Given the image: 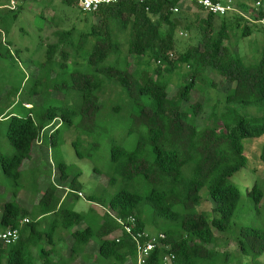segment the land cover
Instances as JSON below:
<instances>
[{
	"label": "trees",
	"instance_id": "1",
	"mask_svg": "<svg viewBox=\"0 0 264 264\" xmlns=\"http://www.w3.org/2000/svg\"><path fill=\"white\" fill-rule=\"evenodd\" d=\"M12 1L0 5L3 59L15 58L6 36L21 9L14 10ZM62 2L83 14L84 26L55 31L56 41L47 44L44 61L35 65L30 98L11 103L21 89L10 87L0 99L8 101L0 107V130L14 149L0 152L6 178L0 193L7 195L0 202V232L20 228L15 244L5 246L0 240V264H137L136 245L128 234H119L115 219L129 216H135L138 230L147 231L150 224L156 234L166 235L163 242L169 249L156 248L146 264H164L170 254L173 264H218L230 255L218 246L233 237L230 228L241 199L231 178L248 164L245 140L264 135V38L260 56L250 61L225 41L232 32L241 38L255 31L264 34L253 22L264 17V2L260 8L240 4L242 14L222 17H203L202 8L183 0H116L92 13L72 0ZM178 30L194 33L184 51L178 49ZM70 58H75L73 70L68 69ZM174 77L177 91L170 95ZM110 83L120 92L105 98ZM220 84L225 87L224 109L217 114L215 107L214 124L200 127L197 119L205 103L198 95ZM40 86L48 88L50 97L52 91L54 97L65 91L67 102L47 104ZM250 106L262 114L251 115L246 110ZM103 115L127 118L126 135L137 134L136 144L127 149V136L111 138L107 185L84 195L81 170H71L63 158L54 157L61 143L58 135L64 126L84 133L86 138L73 141L76 153L99 163L80 146L90 143L92 150L103 144ZM45 144L53 155L55 176H29ZM260 159L264 165V145ZM95 171L101 173L98 165ZM205 186L211 215L196 210ZM26 188L36 194L33 202ZM79 192L91 203L85 212L74 209L73 203L82 198ZM249 196L260 207L264 191L255 184ZM24 218L30 222L21 225ZM234 240L244 255L264 254V228L241 226Z\"/></svg>",
	"mask_w": 264,
	"mask_h": 264
},
{
	"label": "rangeland",
	"instance_id": "2",
	"mask_svg": "<svg viewBox=\"0 0 264 264\" xmlns=\"http://www.w3.org/2000/svg\"><path fill=\"white\" fill-rule=\"evenodd\" d=\"M11 0H0V5L8 4ZM221 2H226L227 0H220ZM238 9L240 4L252 5L256 4L257 1L264 0H233ZM11 6L16 9H21L20 16L18 20L12 25L9 35L6 36V40L11 41V51L15 55V58L3 59L0 58V99L1 95H4L10 87H19L21 89L18 95L11 96V103L15 100L21 102L24 99L30 98L31 89L34 83V72H37V62L44 61L46 54L47 44L56 41L55 31L58 29H73L75 26L82 28L84 26L83 14L81 15L78 9L75 7L64 4L62 0H35L31 2L22 3L21 1L13 0ZM22 6V7H20ZM6 12V9H3ZM240 10V9H239ZM201 15L203 17L207 16V12L202 10ZM93 21V18H92ZM219 23V19L217 20ZM60 25V27L56 25ZM184 30H178L177 33V45L178 49L184 51L193 42L192 38L194 33L183 32ZM181 32L183 34H181ZM75 34V33H74ZM122 41L125 40L124 35H120ZM264 34L259 31H255L250 37L241 38L239 32H232L230 34V39L225 41V44L231 49L237 51L245 60L250 61L252 59H258V50L262 48ZM72 52V51H71ZM58 59L60 55L58 54ZM75 58H70L68 61L70 64L68 66L69 70L75 68ZM31 80H30V79ZM210 78L220 82V79L214 74ZM29 79V80H28ZM177 83L174 77L172 85L169 87L170 95H174L177 91V86L173 85ZM107 89L105 98L112 97V94L120 92L119 89H113L112 83ZM224 85L220 84L219 88H209L204 93H199L198 99L204 102V109L197 122L200 127L208 124H214L215 118H213L214 108L217 109V114H220L224 109ZM43 89L47 104H61L67 101L63 98L65 91L57 92L60 93L56 97L53 96V91L51 97L48 95V88L40 86ZM75 94V93H72ZM7 99V97H6ZM5 98L0 100V107L6 106L8 101ZM45 99V97H44ZM5 100V101H4ZM45 102V101H44ZM41 101V104L44 103ZM20 106H17L14 111L18 110ZM247 112H253L251 115H261L262 112L258 107L250 106L246 108ZM128 119L123 118L119 115H111V117L101 118L102 126V145L98 148L91 150L90 143L83 142L80 146L82 151H92L96 156L99 163H95L89 158H80L76 153V149L73 145L75 137L84 139L86 138L84 133L77 132L75 134L74 128H68L64 126L59 135L60 145L57 146L54 157L57 159H64L70 166L71 170H81L82 175L79 180L83 184L84 195L100 191L103 187L107 185L108 178L107 174L104 172L106 170L107 160L110 155V150L108 141L111 138L119 139L125 137V147L127 149H133L136 144L137 134L126 135L128 128ZM47 139V136H46ZM92 140V139H90ZM48 142V141H47ZM264 145V135L260 137L248 138L244 142L245 154L248 157V164L246 167L239 170L231 178L232 181L239 187L241 191V199L239 206L235 212L232 220L230 237L227 241L219 244L218 250L228 251L230 255L221 259L218 264H264V254L258 258L250 255H244L240 252L239 248L235 242V233H237L238 228L241 226H253L258 228H264V197L260 207H257L255 201L249 196V190L255 184H258L264 191V165L260 159V153ZM47 144L44 145L43 156L37 160L32 161L31 169L28 173L29 176H33L36 173L41 176V179H48L50 175L55 176V170L53 168V155L48 154ZM13 147L9 144L5 137V130L2 128L0 130V152L1 153H13ZM30 165V164H29ZM95 165H98L101 173L95 171ZM37 169L38 171H35ZM53 169V170H52ZM6 178L2 173L0 167V189L4 188ZM32 180L29 185L32 184ZM31 187V186H29ZM32 195V202L35 198V193L32 190L26 188ZM116 190V189H115ZM147 189L143 187V193ZM114 192V191H113ZM4 193V192H3ZM0 193V202L7 199V195ZM63 192H61L62 194ZM202 201L197 206L196 210H208L211 215L212 204L209 199V189L207 186L203 187L201 190ZM80 198V200L74 205V209L78 211L87 210L88 204L85 199ZM73 202V201H71ZM27 206L26 202H22ZM30 203V202H29ZM31 204V203H30ZM91 205V203H90ZM219 215V214H217ZM147 231L156 234L158 230L147 224Z\"/></svg>",
	"mask_w": 264,
	"mask_h": 264
},
{
	"label": "built area",
	"instance_id": "3",
	"mask_svg": "<svg viewBox=\"0 0 264 264\" xmlns=\"http://www.w3.org/2000/svg\"><path fill=\"white\" fill-rule=\"evenodd\" d=\"M80 10L85 13L96 12L101 6L115 2L116 0H72ZM142 1V0H141ZM188 5L198 6L205 10L208 14H213L219 17L227 16L233 13L242 12L236 7V4L233 0H227L226 2H221L220 0H183ZM13 2V1H12ZM11 2V3H12ZM257 8L262 6L261 1H257L255 4ZM173 11L176 13L179 11L178 7L174 8ZM256 24L261 25L264 28V17L258 21H253ZM181 34H183L181 32ZM172 56V54H171ZM80 197L84 198V195L79 192ZM107 210V209H106ZM117 222L121 225V230L119 234L123 232L128 234L134 241L137 250V264H146L152 254V252L160 247L164 249H169V246L163 242L166 238V235L163 233L152 234L148 231H140L137 229V220L135 216H129L126 219L115 217ZM30 222L29 218H24L21 222V225L27 224ZM117 234V241L119 242L120 235ZM20 238V228L13 227L8 228L3 232H0V240L4 243L5 246H10L15 244ZM174 254L167 255L164 258V264H173Z\"/></svg>",
	"mask_w": 264,
	"mask_h": 264
},
{
	"label": "crops",
	"instance_id": "4",
	"mask_svg": "<svg viewBox=\"0 0 264 264\" xmlns=\"http://www.w3.org/2000/svg\"><path fill=\"white\" fill-rule=\"evenodd\" d=\"M188 5V4H187ZM41 152V149H37V154H39ZM83 201H84V198L82 199ZM87 201V200H86ZM87 204H88V208H87V210L90 208V202L88 201L87 202ZM76 210V209H75ZM87 210H82V211H78V210H76V211H78V212H85V211H87Z\"/></svg>",
	"mask_w": 264,
	"mask_h": 264
}]
</instances>
